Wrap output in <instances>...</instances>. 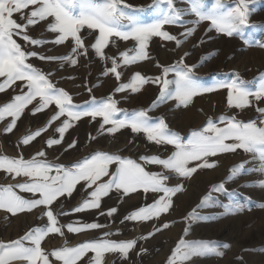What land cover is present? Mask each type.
Here are the masks:
<instances>
[{"label": "snow or ice", "instance_id": "6c2138e0", "mask_svg": "<svg viewBox=\"0 0 264 264\" xmlns=\"http://www.w3.org/2000/svg\"><path fill=\"white\" fill-rule=\"evenodd\" d=\"M176 2L177 0H151L147 9H134L125 0H0V78H3V82H0V93L5 92L17 81L23 82L19 85L20 94L0 107V121L10 118L4 129L5 134L11 133L25 109L34 101H38L31 109V115L43 112L50 105H55L57 111L45 127L25 136L19 142L22 145L27 146L40 137L60 117L66 119L55 129L59 138L46 141L47 147L60 145L67 130L74 126L73 122L85 117L95 121L99 117L102 119L99 129L101 133L107 132L112 135L128 128L132 133H143L149 142L169 145L174 149L167 158L157 156L139 158L146 164L160 166L163 171L159 173L147 171L141 163L131 158L102 151H97L71 166L52 164L46 159H39L46 156L43 150L30 159H24L23 156L18 158L0 156V171L11 174L13 179L21 176L27 178L24 183L0 187V211L16 216L42 208L43 216L47 218L46 227H32L16 239L0 241V264H103L105 255L109 253L118 254L122 260L129 257V253L136 248L135 239L114 241L101 238L74 247H61L51 252L43 249L42 242L49 234L63 235L52 205L61 197L70 198L78 184L88 191V198L70 212L62 213L63 215L100 209L102 197L107 196L112 190L120 192L123 196L142 192L145 196L151 193L157 198H154L151 204L141 206L126 215L124 221L147 222L167 214L173 207V197L183 191V185L168 186L167 181L174 177L188 179L199 169L216 167L209 158L241 150L252 156L253 159L248 163H255L257 167L249 171L245 162L232 166L225 181L212 186L201 198L197 206L201 210L218 205V201L212 196L213 192L229 195L227 183L252 172L264 174V107L259 106L264 103V74H261L254 91L246 87L247 82L236 73H233L228 81H216L210 86H202L194 78L195 66L186 65L182 57L175 64L163 67L162 75L154 79L134 73L129 83L121 84L115 89L117 93L126 90L136 93L145 84L159 85V95L153 102V107L169 100L176 101L177 107H187L194 97L226 89V106L228 109H236L237 112L232 116L222 115L216 121L209 118L205 126L191 131L185 140L171 131L163 118L149 117L148 112L152 108L147 111L124 112L123 118H116L121 110L117 108L111 96L100 101L93 97L91 101L85 102L86 106L75 105L66 91L56 88L51 82L49 77L52 73L44 74L27 63L30 58L37 57L49 62L59 59L75 66L78 61L73 57L87 55L85 40L88 34H95L90 48L98 58L111 62L112 66L105 74L110 72L119 81L121 79L119 67H128L150 58L148 49L152 38L158 37L162 41L175 42L179 47L195 33V26L205 21L211 26L209 30H215L218 34L230 38L238 37L245 47L255 46L264 49V40L253 42L244 36V30L247 28H259L264 32V24L250 23V15L255 9H250L249 6L255 4L256 0H212L210 7L206 6L208 0H180V3L188 5L186 8L176 7ZM145 13L151 17L150 20L145 18ZM185 16L195 17L191 21L194 26L186 28L179 34L185 40L178 39L176 35L165 30V26L185 27L183 19ZM41 22L46 24L45 31L55 34L53 40L29 36V29ZM112 38L125 42L133 41L134 47L119 52L117 56L109 57L105 50L113 42ZM18 39L34 47L45 43L62 45L70 41L72 55L62 57L39 55L35 51H26L18 43ZM157 67L160 65L157 64ZM170 76L172 78H169ZM253 102H256L255 110L259 115L247 121L239 119V112L252 107ZM106 125L111 127L105 129ZM76 144L74 140L68 145V149L75 148ZM193 162L199 163L190 167ZM113 165L115 170L111 171ZM165 172L171 175H166ZM259 187L264 188V180L259 182ZM16 188L20 192L31 194L30 197L25 198L17 194L14 190ZM223 207L225 214H237L244 210L243 204L236 201L224 204ZM116 212V208H110L100 215L106 214L111 217ZM201 219L203 218L198 215L196 209L187 216L188 221ZM102 227L104 225L96 222L77 221L75 224L69 223L67 231L80 233ZM168 227L169 224L164 223L155 231H162ZM187 232L185 229V235ZM111 235L113 233H104L105 237ZM153 235L155 232L141 239H148ZM228 247L227 244L186 242L181 238L166 264H184L194 257H222L224 253L220 249ZM89 253L92 255H87Z\"/></svg>", "mask_w": 264, "mask_h": 264}, {"label": "rangeland", "instance_id": "374dc122", "mask_svg": "<svg viewBox=\"0 0 264 264\" xmlns=\"http://www.w3.org/2000/svg\"><path fill=\"white\" fill-rule=\"evenodd\" d=\"M150 3L151 0H148V4ZM211 3L212 0H208L206 6L210 7ZM176 7L186 8L188 5L177 0ZM249 7L250 9H255L250 15V23L264 24V0H256L255 4H251ZM144 15L145 18H151L147 13ZM183 19L185 27L165 30L170 34L176 35L178 39L185 40L179 34L184 32L186 28L194 26L191 21L195 17L185 16ZM195 27V33L179 47L176 46L175 42L162 41L158 37L152 38L148 51L149 59H154L152 61L154 64L150 68L152 70L146 71L144 75L142 72L140 74L154 79L162 75L163 67L171 66L183 57L186 65L195 66L193 71L194 78L202 86H210L216 81H228L232 78L233 73H236L247 82L245 86L254 91L259 84L261 74H264V49L255 46L245 47L238 37L230 38L223 34H218L215 30H209L211 26L206 21ZM244 36L253 42L264 40V32L259 28L245 29ZM123 43V45H118L114 49L116 54L125 51L127 48L134 47L133 41H123ZM162 50H165L168 55L164 64H160L163 62L156 59ZM169 54L172 57H169ZM157 64L160 67H157ZM90 67H80L82 71L86 69V73L81 75L82 82L79 84L81 85V93L87 92L91 83L90 80L93 76L91 74L88 75ZM131 74L132 72L129 71L126 74L123 73L121 78L123 81L120 84L129 83L130 80L128 79ZM169 78L172 77L170 76ZM103 79L104 77L98 79V84ZM22 83L20 81L16 84L18 90L20 89L19 85ZM147 85L149 87L152 85V87L148 90L146 89V93L139 97L138 100L132 97L120 99L115 91L113 93L103 92V96L106 99L111 96L116 102L117 108L121 110L116 118H123V114L126 111L131 113L138 110L147 111L152 108L148 112L149 117L153 119L163 118L169 129L185 140L191 131L199 130L205 126L209 118L216 121L222 115L232 116L237 112L236 109H228L226 106V89L194 97L187 107H177V102L174 100H169L153 107V102L156 101L159 95V85L152 83ZM147 85L145 88L148 87ZM127 91L132 93L130 90ZM9 92L10 88L1 93L2 99L8 97ZM138 93H142V89ZM145 104L146 106L142 107ZM259 106L264 107V103L259 104ZM0 107H2L1 104ZM204 108L206 111H204ZM255 108L256 102H253L252 107L239 112L238 118L244 121L256 118L259 114ZM31 109V106L25 109L21 118L17 121V126L11 133L5 134L4 132L7 123L10 122V118L0 121V156L8 158L23 156L24 159H30L34 154L43 150L46 156L39 159H46L47 162L52 164L71 166L84 158L90 157L91 154L97 151H102L109 154H118L123 158H131L141 163L147 171L159 173L163 171L160 166L146 164L139 158L141 156L167 158L174 150L169 145H157L149 142L143 133H132L128 128L121 129L112 135L107 134V132L101 133L99 129L102 119L99 117L95 121H92L90 117H85L80 121L73 122L74 126L67 130L60 145L47 147L46 141L59 138L55 129L66 119V117H60L40 137L25 146L19 142L25 136L45 127L49 119L56 113L53 112L54 108L50 106L36 115H31ZM191 112L195 113L192 114ZM185 116H189L186 118L189 123L182 126L181 122ZM198 117L200 118L199 120ZM193 119L196 122L191 124ZM108 127L111 126L106 125L105 129ZM74 140L77 142L76 147L68 149V145ZM65 149L68 150L65 151ZM252 159L251 155L237 150L235 153H225L209 158V161L215 163L216 167L199 169L191 178L174 177L170 179L167 181L168 186L183 185V191L173 197V207L170 208L167 214H162L159 219L147 222L124 221L126 215L138 210L141 206L151 204L154 198H157L154 194L150 193L145 196L142 192L123 196L120 192L112 190L107 196L102 197L100 209L63 215L62 213L70 212L71 209L88 198V191H85L82 185L78 184L70 198L61 197L52 205V210L58 219L63 235L49 234V252L58 250L61 247H74L80 243L101 238L114 241L135 239L137 240L136 248L129 253L127 259L122 260L118 254L109 253L105 255L103 264H166L172 250L183 238L186 242H209L218 245H229L227 249H220L224 253L222 257H194L184 262V264H264V207L260 206L264 205V188L259 187V182L264 180V174L252 172L251 174L242 175L233 182L226 184L229 195L212 193V196L218 201V205L207 207L203 210L197 207L201 198L209 192L212 186L225 181L232 166L245 162L249 171L257 167L255 163H248ZM197 163L199 162H193L189 166L194 167ZM114 170L115 165L111 166V171ZM165 174L171 175L167 172ZM26 179L22 176L13 179L11 174L0 171V187L24 183ZM104 179L107 180V177ZM242 185L246 186L242 187ZM14 190L25 198H29L31 195L20 192L18 188ZM231 193H234V195ZM232 201L242 203L244 210L237 214H225L223 205ZM110 208L117 209L113 216L100 215L101 212L106 213ZM193 209H196L198 215L203 219L188 221L187 216ZM6 217L7 219H5ZM77 221L81 223L96 222L104 225V227L80 233H69L67 225L69 223L75 224ZM122 221L124 222L122 223ZM164 223H168L169 227L156 232V228ZM46 226L47 218L43 216L42 208L34 209L30 213H19L16 216L0 211V241L3 242L18 238L32 227ZM185 229L188 230L186 235ZM109 232L113 233V235L105 237L104 233ZM117 232L120 234L116 235L115 233ZM153 232H155V235L150 238L141 239V237L148 236L149 233ZM58 239L61 241L59 242ZM87 255L92 254L89 253ZM86 261L87 256L85 257Z\"/></svg>", "mask_w": 264, "mask_h": 264}, {"label": "crops", "instance_id": "0c3cea01", "mask_svg": "<svg viewBox=\"0 0 264 264\" xmlns=\"http://www.w3.org/2000/svg\"><path fill=\"white\" fill-rule=\"evenodd\" d=\"M125 2L129 5H132L134 9L147 8V6L149 5L148 0H125ZM146 19L150 20L151 18H146ZM190 26H192V25H190ZM45 28H46V24L44 22L38 23L37 25H35L29 29L28 34L32 38H37V39L42 38L44 40H53L55 38V34L45 31ZM168 28L172 29L175 27L174 26H165V29H168ZM85 32L87 33L88 30H85ZM94 36H95V34H88L87 38L85 40V45L87 47V55L86 56L78 55V56L73 57V58L77 59V61H78L75 66H71L70 64L63 62L59 59L56 60L55 62H49V61L40 60L37 57L30 58L27 61V63L31 64L33 67H35L37 70L43 72L44 74L52 73V75L49 77L51 82L54 84V86L56 88L63 89L64 91H66L72 97V101L75 105L86 106L85 102L91 101L93 97L97 101L106 100V98H104V96H103L104 95L103 92L113 93V91H115V89L121 85L120 82L123 80L120 79L119 81H117L115 76L110 72L105 74L107 69H110L112 65H111L110 61L105 62L104 60H101L100 58H98L94 54L93 50L90 48V45L94 42ZM112 41L113 42L110 44V46L105 50L106 55L109 57L117 56V54L114 52V49L116 48V46L124 44L123 41H119L118 38H112ZM18 43H20L26 51H35L39 55L56 56V57H62L65 55H72V53H71V42L70 41L65 42L62 45L45 43L42 46H38V47L27 45V44H25V42L23 40H19V39H18ZM170 54H169V57H172V56H170ZM167 56L168 55L166 54L165 50H162V51H160V53L156 59L163 62L160 64H164V61L166 60ZM153 60L148 59V60L138 62V63L133 64V65L128 66V67H123V66L119 67L118 71L121 73V78L123 76V73L126 74L128 71L132 72L131 77L134 73H140V72H142L144 75V73L146 71L152 70L150 68H152V66L154 64V63H152ZM184 61H185V59H184ZM82 66H91L89 68L90 73L88 75L91 74L93 76L90 80L91 83L89 84V86L86 85V86H88V89H87V92H85V93L80 92V86L81 85H79L82 82L81 81V75L86 73V71H85L86 69L83 71L80 69V67H82ZM103 77H104V79L101 80L100 83L98 84V82H97L98 79H101ZM131 77L128 80H131ZM0 82H3V78H0ZM18 82H20V81H17L16 84ZM16 84L13 85L14 87L13 86L10 87V92H9L8 97L2 99L1 93H0V99H2V100H0V104L2 106H4L8 102H11L12 98L15 95L20 94V89L19 90L17 89ZM146 85H144L141 88L142 93H140V94H142V95H140L138 93L139 91L136 92V94L130 93L127 90L124 92H120V93H117L116 91L115 92L117 93V97L120 99L132 97L133 99L138 100L139 97H142L146 93V89L148 90V89H150V87H152V85L150 87H149V85H147L148 87L145 88ZM144 88H145V91H144ZM89 89L91 91H89ZM37 103H38V101H34L33 104L29 105V106H31V108H33ZM197 104L199 105V103H197ZM144 106H146V104L143 105L142 107H144ZM50 107L54 108L53 109L54 113L57 111V109L55 108V105H50ZM206 107L208 108L207 105H206ZM205 108H204V111H206ZM191 113L194 114L195 112H191ZM188 117L185 116V118L182 120V122H181L182 126H185L187 123H189V122H187V119H186ZM199 119L200 118L198 117V120ZM194 121H195V119H193L191 124H193ZM58 241L60 242L61 240L58 239ZM48 245H49V239H48V237H46L45 240L42 242V247L47 252H49Z\"/></svg>", "mask_w": 264, "mask_h": 264}, {"label": "bare ground", "instance_id": "6f19581e", "mask_svg": "<svg viewBox=\"0 0 264 264\" xmlns=\"http://www.w3.org/2000/svg\"><path fill=\"white\" fill-rule=\"evenodd\" d=\"M211 100V99H210ZM213 101V100H212ZM209 102V101H208ZM214 102V101H213ZM204 103V102H203ZM212 103V102H211ZM201 104V103H200ZM204 105V104H203ZM201 106H202V104H201ZM194 122H196V121H194ZM224 166V165H223ZM213 173V172H212ZM209 177V176H208ZM209 178H212V177H209Z\"/></svg>", "mask_w": 264, "mask_h": 264}]
</instances>
